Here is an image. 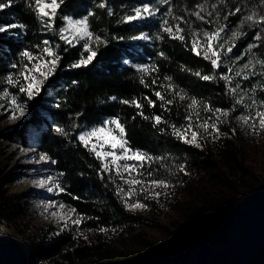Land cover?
<instances>
[{"label":"trees","instance_id":"obj_1","mask_svg":"<svg viewBox=\"0 0 264 264\" xmlns=\"http://www.w3.org/2000/svg\"><path fill=\"white\" fill-rule=\"evenodd\" d=\"M100 2L65 0L57 13L55 31L64 25V16L87 15L91 9L94 15L89 18L90 30L107 41L99 46L91 64L79 68H70L69 65L82 54L87 55L83 42L69 47L56 33L45 30L43 23L28 7V0H13L9 8L0 10V25L14 23L25 26L16 28L21 30L19 36L0 33V90L4 88V77L16 71L8 65L11 61L21 62L20 51L25 48L36 51L34 46L45 39L50 40L53 46H61L57 50L62 57L61 66L41 94L28 101V118L19 128L0 131V144L4 141L24 143L25 132L30 125L33 126L37 135L36 149L57 161L53 168L59 185L65 188V192L61 193L63 202L75 209L81 218L78 226L51 229L50 234L42 235L38 240H28V253L33 264H133L128 262L126 242L120 247L114 239L103 236L101 228L121 230L130 233L140 245L149 244L134 232L137 225L148 223V218L124 206L109 174L101 172L100 160L75 139L85 127L99 124L106 117L119 118L127 129L129 143L134 149L161 157L159 160L145 161L143 170L152 173L150 178L172 183L181 180L185 183L184 192L188 202L180 218L173 222L174 228L157 226L166 235L159 245L161 249L156 252L157 256L168 258L180 254L193 241L216 230L228 218L243 188L254 190L262 182L260 175L246 164L243 146L230 138H223L217 146L196 147L172 134V125L177 128L186 125L185 116L189 113L188 104L191 101L187 98L181 100L168 89L169 81L165 77L172 78L171 84L176 92L182 90V94L188 98L196 97L201 102L198 107L207 103L213 109L229 110L228 119L231 122L236 110L233 109L229 86L219 79L222 68L213 70L209 61L190 51V32L203 27L212 31L219 24H227L244 33L236 41L242 53H245L249 43L256 44L257 47L246 54H250L254 61L264 60V24L249 27L251 22L240 23L253 12L256 14L254 19L264 15V0H223V3L221 0H107L105 8L98 7ZM145 3L157 5L171 24L179 23L184 29L185 40L170 39L161 32L158 20H147L140 24L124 22L126 10ZM198 4L206 5V11L202 13L206 18L207 13L212 12L211 25L191 15ZM213 4L217 6L215 10L211 7ZM236 8H240L238 13L228 15ZM109 9L112 14H109ZM225 16H228L227 20ZM176 17L183 19L177 21ZM144 30L152 41L142 42L139 49L132 37ZM258 32L261 39H253ZM158 34L163 36L162 40L156 39ZM65 47H69L66 53L63 51ZM140 65H155L158 71L144 73L139 70ZM196 71L215 75L217 79L201 80L192 74ZM262 71L264 69L261 68L254 76L260 79L255 90V96L260 101L264 100ZM142 78L149 87L141 83ZM153 80L157 81L155 85L152 84ZM154 91H160L165 100H172V103L161 108V102L153 95ZM145 96L156 100L155 108L147 106V101L143 99ZM134 98L144 104L145 115H160L162 122L154 127V121L139 116L137 108L121 102ZM23 99L27 100V97ZM57 104L60 106L56 107ZM56 126L63 128L67 135L57 133ZM180 165H184V172L179 171ZM11 199L0 190V222L4 219L15 220L20 214ZM79 230L87 231L91 234L90 238H83ZM151 255L143 257L149 258Z\"/></svg>","mask_w":264,"mask_h":264},{"label":"snow or ice","instance_id":"obj_2","mask_svg":"<svg viewBox=\"0 0 264 264\" xmlns=\"http://www.w3.org/2000/svg\"><path fill=\"white\" fill-rule=\"evenodd\" d=\"M65 0H28V7L32 9L35 13L36 17L43 23V27L47 31H54V24L57 18V13L61 9V6L64 4ZM223 3V0H221ZM13 4V0H6V2H0V10L9 8ZM98 7L105 8L107 7V0H101L98 4ZM212 9H216V4L211 5ZM196 11L192 12L191 15L195 16L197 20H200L206 24L211 25L213 23L211 16L212 12L207 13V18L204 13L206 11V5L198 4L196 5ZM157 10L153 9L150 4H143L140 7H136L132 15H126L124 17V22L130 23L133 21L146 19L155 14ZM240 11V8H236L234 12L229 13L228 15H235ZM171 13V9H169V14ZM109 14H112L111 9H109ZM94 13L89 11L87 15L83 16L79 19H74L70 16H64V26L59 29V32L56 33L59 36L61 41H64L66 45L69 47H74V42L84 41L83 49L87 54L81 55V57L75 62L69 65L70 68H79L84 67L93 62V60L97 56V52L99 50V46L101 44H106L107 41L101 39L99 35H96L93 31L90 30L91 26L89 23V18L92 17ZM219 16V13H216ZM256 14L253 12L243 18L240 22L243 25L246 22L249 23V27H253L257 24H264V15H260L258 18H255ZM177 21L182 20V17H176ZM225 20L228 19V16L224 17ZM25 27L22 24H7L0 25V33H7L10 29L23 28ZM228 27L227 24H219L218 27H215L212 31L207 29H199V30H191V48L190 51L196 56H202L204 60H207L211 63L213 70L220 68L223 61L221 60L222 56H227L229 53L233 52V49L236 47V41L244 35L243 32L239 31V29L233 30L230 40L231 43L227 48H225L224 43H218L221 40L222 34L225 32V29ZM161 32L166 33L170 39L173 40H185L184 29L180 27L179 23L175 25L171 24L168 19H164L160 25ZM264 32V29H262ZM202 33V36H201ZM150 37L145 33H140L139 36H134L132 39H144L148 40ZM156 39H163V36L157 35ZM255 40L261 39V33H257ZM95 41V47L92 42ZM227 43V41H226ZM37 51L33 52L29 49L25 48L19 52L20 63L11 64L12 69H16L15 73L9 72L6 77H4V82L18 89V92L13 94L8 90V88H4L2 92H0V99L6 101V105H0V108H5V110H11L12 118L19 119L25 116L28 111V101L34 100L39 94H41L42 89L45 85L55 77V74L58 68L61 66L62 57L60 52L57 51L60 49L59 44H55L53 46L52 42L48 39L42 41L41 44H37L34 46ZM69 47L63 48V51L66 53L69 50ZM257 47L256 44L249 43L247 45V49L245 53H242L241 56L246 53H251L252 49ZM161 56L164 55L163 52L160 53ZM241 57H236V60H240ZM235 63V61H233ZM259 64L262 69H264V60H256L255 62L252 59L248 60V63L244 65L245 69H251L248 73L243 74V79H249V76L256 75L255 65ZM139 70L144 73H151L158 71V68L155 65H140ZM185 71H191L190 69H184ZM233 71L232 67H228V72H221L219 79L224 80L226 85H230L233 76L229 75ZM197 76L199 79L204 81L215 80L217 77L215 75H206L202 74L200 71H196L192 73ZM236 76H241V71H236ZM260 75H264V71L260 73ZM171 77H165V80L169 81L167 88L172 90L176 96H179L181 100L190 99V103L188 104L189 113L185 116V120L188 121V124L184 128H177L175 125H172V134L179 140H182L184 143L189 145H194L196 147H201L198 139V131L195 129H203L208 135L212 136L213 139L219 138L223 133L220 132L218 127L219 124L227 122V118L229 117V110L221 109V108H211L207 103L203 106L204 112H211L215 119L209 117L208 119L200 122L199 120L195 125L192 123V115L193 111H195L200 105V101L197 100L196 97L188 98L186 94H182V90L180 92H176L174 86L171 84ZM75 83V82H74ZM141 83L144 84L145 87H149L147 83L141 79ZM157 83L156 80L152 81V84L155 85ZM240 88L239 84H236L235 88H229L231 94L235 95L237 89ZM255 91V87L253 88ZM153 95L157 100L161 102L160 107L165 108L166 105H170L172 100H165V96L160 91H154ZM23 97H27V100H24ZM112 99H115L113 97ZM147 101V106L151 108H155L156 100L151 99L148 96L143 98ZM122 103L126 105H132L137 108L138 115L143 117L145 120L151 119L154 121L153 126L159 125L162 122V117L160 115H152L147 116L143 112L144 104L140 102L138 99L132 100H123ZM243 102V97H240L236 101L237 104ZM60 105L57 104L56 107ZM257 106V101L252 100V103L246 105L248 108H254ZM259 107L264 108V100L259 102ZM16 113L19 115L17 116ZM196 116L199 117V112L196 111ZM242 123L249 126V128L253 132H261L264 131V110H256L255 115H242L237 117ZM211 130V131H209ZM55 131L57 133L65 134V130L59 126L55 127ZM163 131V129H161ZM75 139L86 149L92 152L97 159L101 161L100 170L101 172H108L109 164L116 168L118 174H120L121 169L124 172H134L145 162H151L152 160H159L161 157H153L150 156L147 152L141 149H134L132 145L129 143L127 129L123 123L119 120L118 117H113L110 120H104L101 125L96 127H92L90 130L81 131L75 137ZM105 146H107L108 150H105ZM110 158V160L108 159ZM50 157L46 155H41L40 160H49ZM128 161L133 160L136 163L129 164L125 162L123 165L119 164V161ZM52 164H56V160H50ZM179 171L184 172V165L179 166ZM148 176L151 177L152 173L148 172ZM49 180L52 177L48 178ZM121 179H125L121 176ZM47 181H40V186L44 187ZM125 183L129 184L128 192H123V189L118 188V193H123V196H131L135 191L133 185H141V191L147 194L146 198L156 199L158 198L162 192L157 191V189H167L170 185L165 180L158 179H149L145 180H137L136 178L125 179ZM59 188L61 193L65 192V188L56 185ZM53 187H48L47 191L52 192ZM79 199V197H75ZM126 206L129 210H135L137 208H144L146 205L137 201L136 203L129 204L125 201ZM50 205H45L47 209ZM59 207L63 209L65 206L60 204ZM75 212V209H70L68 213L60 216V219H67L71 213ZM54 216L57 213H53ZM73 224L79 225L81 223V218L76 217L71 221ZM100 231H106V229L101 228Z\"/></svg>","mask_w":264,"mask_h":264},{"label":"rangeland","instance_id":"obj_3","mask_svg":"<svg viewBox=\"0 0 264 264\" xmlns=\"http://www.w3.org/2000/svg\"><path fill=\"white\" fill-rule=\"evenodd\" d=\"M151 6L153 9L157 10L153 16L134 22L140 24L147 20L149 22L158 20L160 23H162L164 19H168L162 10L157 7V5ZM136 7L139 6L136 5L126 10L124 17L126 15L134 14L133 10ZM66 16L79 19L85 15L78 17L74 15ZM63 26L64 25L60 26L59 29ZM218 26L219 25H217V27ZM59 29L56 31H51L52 34L58 33ZM203 29L207 28L203 27ZM233 30L236 29L227 27L218 43H224L225 48H227L231 43L230 37ZM20 32L21 30L10 29L8 34L19 36ZM140 33H145L148 35V32L145 30L141 31ZM139 34L137 36H139ZM134 41L136 42L135 46L141 49L142 42L149 43L152 41V39L150 37L148 40L136 39ZM74 43L76 44L78 42ZM92 44H95V41H93ZM239 52L241 53L239 54ZM241 54L242 50L240 51V49H238V45L236 44L233 52L229 53L227 56L221 57V60L223 61L220 67L222 68V72H228L229 66L233 69V71L229 73V75L233 76L231 84L228 85L229 88H235L236 84L240 85V88L237 89L236 94H232L234 102L233 109L236 110L232 121L230 122V120L227 118V122L218 125L220 132L223 134L217 139H213L212 136L208 135V133H206L202 128L193 129L197 130L199 133L198 139L201 147L205 145H210L212 147L217 146L225 137L230 138L232 141L243 146L246 164L253 172L260 175L262 182L254 190H247L243 188L242 194L236 199L235 203L242 200V198L246 195L253 194L259 187L264 186V131L259 133L253 132L248 125L237 119L238 116L255 115L256 110H264V108L259 107L260 100L255 96V91H253L254 87L256 90L260 79L254 77L256 75L249 76V79L247 80L243 79V74L251 71V69H245L244 65L248 63L249 59H252V56L250 54L241 56ZM236 57H241V59L236 60ZM233 61H235V63H233ZM13 63L16 62L11 61L8 66L11 67V64ZM260 69L261 68L259 65L256 64V74L257 71L260 72ZM236 71H241L242 75L236 76ZM3 86L4 88H8V90L13 94L18 92V89L7 85L5 82ZM4 88L0 90V92H2ZM240 97H243V102L237 104L236 101L240 99ZM253 99L257 101V106L254 108L246 107V105L252 103ZM0 105H6V101L0 99ZM196 111L199 112V117L196 116ZM16 115L18 116L19 114L16 113ZM28 116L29 111L26 112L25 116L19 119H13L11 110L6 111L5 108H0V131L14 130L19 128L23 121L28 118ZM209 117L215 119L211 112L206 113L203 111V107H198L195 111H193L192 123L195 125L198 120L202 122ZM111 118L113 117H106L102 120V122L104 120H110ZM102 122L85 127L82 131L90 130L92 127L101 125ZM187 124L188 121L186 125L181 128L186 127ZM223 126H227L229 129L225 130ZM36 136V131L34 130L33 126L30 125L29 129L25 132L24 143L4 141L0 144V190L3 191L5 196L12 197L11 200L14 203V207L18 208L17 212L20 213L19 215L17 214L18 217L15 220L4 219V221L0 222V237H10L15 242H17L26 253L27 264H33L28 253V240L32 238H34L32 240H38L40 237H42V235L50 234L51 232L49 230L51 229L57 230L59 228L69 227L71 225L78 226L71 222L72 219L78 217L75 212L71 213L67 219H60V216L68 213L72 208L63 202L61 198V192L59 191V188L56 187V185H59V182L56 178L53 164L50 162L51 159L44 161L40 160V156L45 154L38 151L34 146ZM105 150H108L107 146H105ZM108 159L110 160V158ZM125 162L129 164L136 163L133 160H121L119 161V164L123 165ZM144 164L145 162L137 169V171L131 173L124 172L121 169L120 174L117 173L115 167L109 164L110 170L107 173L109 174L110 179L115 183L117 189L120 188L123 189V192H128L130 186L129 184L125 183V179H131L133 177L137 180L145 181L152 179L148 177V173L143 170ZM121 176H123L125 179H121ZM49 177H52V179L49 180ZM42 180L47 181L44 187L40 186V181ZM166 182L170 185V187L167 189H157V191H161L162 194L156 199L146 198L147 194L141 191V185L132 186L135 188V191L131 196H123V193H118L117 191L120 200L128 210L129 208L126 206L125 201H127L129 204L139 201L146 205L144 208H137L135 210L129 211L141 214L148 218V223L137 225L134 232L139 234L138 236L146 239L149 244L147 243L146 245H140L138 240L136 241L135 237H133L130 233L122 232L121 230L102 231L103 236L108 239H114L115 242L119 244V246L126 242L125 246L127 248L126 254L128 256V262H133V264H146L150 261L166 259L162 258L161 256H157L156 253L161 249L159 245L162 244V242L166 239L164 232L157 226L162 225L173 229V222L180 218V215L184 211L188 202V196L184 192L185 183L183 181L176 180L175 182L173 181V183L170 181ZM48 187H53L54 190L52 192H48ZM60 204H63L65 207L61 209L59 207ZM45 205H50V207L46 209ZM16 208L12 207V209ZM54 212L57 213L56 216L53 215ZM224 223L225 222H223L216 230L207 233L201 238L193 241L191 245L208 237L220 235ZM78 233L81 234L85 239H89L91 236V234H89L87 231L79 230ZM120 247H122V245ZM186 251L187 249H185V251L180 254H184ZM146 254H152V257H143ZM180 254H176L174 256Z\"/></svg>","mask_w":264,"mask_h":264},{"label":"water","instance_id":"obj_4","mask_svg":"<svg viewBox=\"0 0 264 264\" xmlns=\"http://www.w3.org/2000/svg\"><path fill=\"white\" fill-rule=\"evenodd\" d=\"M220 235L191 245L184 254L146 264H264V186L234 204ZM0 264H27L10 237H0Z\"/></svg>","mask_w":264,"mask_h":264},{"label":"bare ground","instance_id":"obj_5","mask_svg":"<svg viewBox=\"0 0 264 264\" xmlns=\"http://www.w3.org/2000/svg\"><path fill=\"white\" fill-rule=\"evenodd\" d=\"M264 184V183H263ZM227 217V216H226ZM188 249V248H187Z\"/></svg>","mask_w":264,"mask_h":264}]
</instances>
